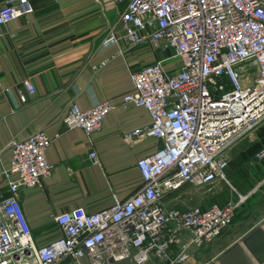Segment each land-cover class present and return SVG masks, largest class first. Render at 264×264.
I'll list each match as a JSON object with an SVG mask.
<instances>
[{"label":"built area","instance_id":"built-area-1","mask_svg":"<svg viewBox=\"0 0 264 264\" xmlns=\"http://www.w3.org/2000/svg\"><path fill=\"white\" fill-rule=\"evenodd\" d=\"M89 1L104 20L102 46L121 41L169 56L131 69V92L115 102L84 110L69 103L63 125L88 138L116 105L141 108L147 121L123 130L122 140L152 137L161 147L136 159L141 184L129 196L112 197L110 206L94 212L78 206L60 212L53 217L59 235L36 245L18 198L22 188L51 176V139L38 130L11 140L8 165L0 171L8 191L0 197V264H193L191 251L214 240L254 189L223 205L168 207L164 198L186 184L227 182L223 170L231 148L254 139L264 122V0ZM104 2L124 5L119 31L108 25ZM33 12L30 0H0V27ZM22 85L34 93L28 80ZM87 156L93 161L95 152ZM263 158L264 147L252 156Z\"/></svg>","mask_w":264,"mask_h":264},{"label":"crops","instance_id":"crops-1","mask_svg":"<svg viewBox=\"0 0 264 264\" xmlns=\"http://www.w3.org/2000/svg\"><path fill=\"white\" fill-rule=\"evenodd\" d=\"M30 3L32 15L0 27V171L8 165L11 140L38 130L51 139L46 150V158L54 166L51 176L40 186L22 188L18 198L35 244L40 245L59 235L53 217L60 212L76 206L94 212L110 206L112 197L123 200L129 196L141 184L136 159L161 147V141L152 137L131 143L122 140L123 130L147 121L141 108L116 105L87 138L79 128L63 125L69 103L84 110L98 101L115 102L131 92V69L164 59L169 53H157L146 45L128 48L121 41L102 46L104 20L89 0ZM103 4L108 25L119 31L116 20L124 5ZM107 14L115 18L109 21ZM24 80L33 85L34 93L24 89ZM21 95L25 103L20 101ZM259 130L254 139H243L231 148L224 168L230 186L219 181L217 195L209 202L223 205L232 200V191L233 195L247 194L264 180V158L255 165L249 159L255 144L264 147ZM90 150L95 152L93 161L87 156ZM7 194L0 177V197ZM252 209L254 226L264 218V209L258 217L257 208ZM79 264L87 261L81 259Z\"/></svg>","mask_w":264,"mask_h":264},{"label":"rangeland","instance_id":"rangeland-1","mask_svg":"<svg viewBox=\"0 0 264 264\" xmlns=\"http://www.w3.org/2000/svg\"><path fill=\"white\" fill-rule=\"evenodd\" d=\"M107 18L109 19V21H112L115 18V15L107 14ZM258 128H260L259 134L264 138V122L259 124L256 130ZM251 158L252 156L249 158L251 160L250 162L253 161L252 164L255 165L254 163H257L258 161ZM257 178H260V176L258 175ZM257 178L252 180L253 182H251V184H253L257 180ZM220 184L222 186H230V184L225 181H220ZM215 189L216 187H194L186 184L178 190L167 194L164 198V203L168 207L173 206L179 208H187L197 204H204L209 202L210 200L213 201L214 197L217 195ZM263 190L264 180L249 197L247 196L238 205H236L232 221L214 240L204 243L191 251V259L194 262L193 264H207V262L209 263L210 261L218 257V255L221 254L224 248L230 246L233 242L238 240L250 228V226H252V223L255 220L254 217L252 218L251 216V212L253 210L252 208H257L256 217L260 216L264 209ZM231 193L232 200L230 201L235 202L238 199V196L236 194L233 195V191ZM172 197H175L174 201H169V199ZM125 264L131 263L126 261Z\"/></svg>","mask_w":264,"mask_h":264},{"label":"water","instance_id":"water-1","mask_svg":"<svg viewBox=\"0 0 264 264\" xmlns=\"http://www.w3.org/2000/svg\"><path fill=\"white\" fill-rule=\"evenodd\" d=\"M209 264H264V218Z\"/></svg>","mask_w":264,"mask_h":264},{"label":"trees","instance_id":"trees-1","mask_svg":"<svg viewBox=\"0 0 264 264\" xmlns=\"http://www.w3.org/2000/svg\"><path fill=\"white\" fill-rule=\"evenodd\" d=\"M260 136H261V138H262V141L264 142V138L262 137V135H260ZM254 144H255V143H254ZM255 147H256V148H255ZM255 147H254V148H255L254 150L251 149V153H250L251 156H253V154H254L257 150H259V149L261 148V147L259 148L258 145H256V144H255ZM257 148H259V149H257ZM256 149H257V150H256ZM255 150H256V151H255ZM252 152H253V153H252Z\"/></svg>","mask_w":264,"mask_h":264}]
</instances>
